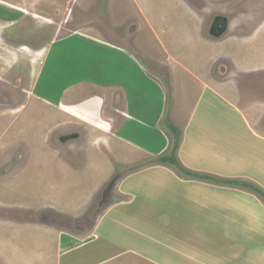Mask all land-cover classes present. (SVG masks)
Listing matches in <instances>:
<instances>
[{"label":"rangeland","instance_id":"374dc122","mask_svg":"<svg viewBox=\"0 0 264 264\" xmlns=\"http://www.w3.org/2000/svg\"><path fill=\"white\" fill-rule=\"evenodd\" d=\"M215 15L230 19L221 37L209 33ZM0 18V244L7 237L50 241L40 231L2 228L7 221L11 228L59 225L88 235L104 212L127 200L119 191L121 182L155 159L136 153L132 141L124 138L130 146L114 133L122 123L118 83L102 91L87 85L84 94L75 97L83 101L68 107L79 116L62 109L57 99L33 96L49 48L76 34L107 45L109 60L92 65L95 71L127 73L133 84L143 73L146 81L141 82L148 88L139 91L129 84V94L140 97V92L153 91L139 103L144 110L149 102V122L158 119L157 128L170 140L161 156L169 155L175 143L168 121L181 129L188 113H212L222 125H230L240 120L234 108L243 109L251 131L264 138L263 127L254 120L264 114V0H0ZM80 65L71 62L69 71L79 76ZM220 83L228 87L221 102L209 92L201 93V86ZM36 91L40 93L38 86ZM97 97L96 103L104 104L94 114ZM256 99L262 105L247 110ZM74 134L80 137L72 141ZM127 135L141 138V132L133 130ZM151 201L147 204L153 207ZM164 217L155 224L166 226ZM149 232L142 231L140 241ZM168 240L166 230L160 237L162 262L185 264ZM8 258V250L0 245V264H10ZM130 259L126 264H156Z\"/></svg>","mask_w":264,"mask_h":264},{"label":"crops","instance_id":"0c3cea01","mask_svg":"<svg viewBox=\"0 0 264 264\" xmlns=\"http://www.w3.org/2000/svg\"><path fill=\"white\" fill-rule=\"evenodd\" d=\"M2 17L9 19L7 15ZM94 42L76 34L75 38L64 40L59 47L51 46V52L41 63L43 66L36 81L39 94L49 101L57 99L55 102L61 104L62 109L79 116L68 107H76L78 101H83L75 97L87 85L102 91L110 89V86L112 89L115 87L113 84L118 83L120 107L117 113L122 123L114 133L119 134L124 143L130 146L131 143L135 144L136 153L143 152L146 157L155 159L147 164L142 163L145 165L140 171L131 173L121 182L119 191L126 195L127 200L104 212L88 235L75 234L73 228L59 225L24 223L22 228H11V222L7 221L9 225L2 228L9 231H40L50 239L48 244L25 239L22 240L23 244L18 239L7 237L0 245L8 250L10 264H126L132 260L131 257L164 264L161 251L164 244L160 237L166 230L169 239L166 244L169 242L168 245L176 250L174 252L184 256L185 264H264V198L238 185L183 178L171 164L157 162L163 155L160 153L168 152L170 140L162 134L164 130L157 128L158 119L149 122V102L145 101L144 110L139 103L141 97L149 98L153 91H137L140 97L129 94V84L139 91L148 88L146 82H141L146 81L141 78L143 73L137 75L133 84L129 82L127 73L116 72L120 78L115 77L116 73L95 71L92 65L107 64L109 58L104 51L107 45ZM92 45L96 46L95 50ZM116 50L122 56L123 51ZM71 62H81L80 66H76L79 76L69 71L73 69L70 68ZM103 74L108 84H105ZM214 87L201 86V93L209 92L218 101L222 100L228 87L222 84H214ZM198 97L202 99V96ZM234 99L230 101L235 102ZM99 100L97 97L93 101L94 114L104 104H97ZM253 102L248 103L253 109L247 110L257 111L262 105L258 99ZM77 107L82 108V105ZM243 111L234 108L232 113L238 114L240 120L230 125H222L212 113H188V121L181 129L178 127L184 134L178 159L190 171L249 183L264 190V138L252 132L246 118L248 114ZM263 118L264 114L256 115L254 120L264 129ZM132 130L134 133L141 132V138L140 135L129 137L127 133ZM146 140L148 144L140 143ZM151 199L153 207L147 204ZM162 216H165L163 220L166 226L155 224ZM147 229L150 232L140 241L142 231ZM167 260L171 261L170 258Z\"/></svg>","mask_w":264,"mask_h":264},{"label":"trees","instance_id":"16d2710c","mask_svg":"<svg viewBox=\"0 0 264 264\" xmlns=\"http://www.w3.org/2000/svg\"><path fill=\"white\" fill-rule=\"evenodd\" d=\"M169 122V131L172 132V135H174L175 138V143L173 145V148L170 152L169 155L166 156H161L159 157L156 161L157 162H162L165 164H171L176 171L179 173L181 177L185 178H190V179H198V180H204L207 182H213L215 184H221V185H228V186H241L247 189H250L254 191L255 193L261 195L264 198V190L260 189L257 186H254L249 183H239V182H234V181H229V180H224V179H219L217 177H214L212 175H206V174H201V173H196L193 171L188 170L185 166L182 165V163L179 161L177 158L178 156V150L181 144L182 140V134L181 131L176 128L170 120Z\"/></svg>","mask_w":264,"mask_h":264},{"label":"water","instance_id":"95a60500","mask_svg":"<svg viewBox=\"0 0 264 264\" xmlns=\"http://www.w3.org/2000/svg\"><path fill=\"white\" fill-rule=\"evenodd\" d=\"M229 18L226 15H215L212 21V24L209 28V33L213 36V37H221L224 34V31L227 28V25L229 24ZM226 25V26H225ZM225 27V28H224ZM226 69V68H224ZM227 74V73H225ZM80 135H75L72 136L71 140H77L79 139Z\"/></svg>","mask_w":264,"mask_h":264},{"label":"flooded vegetation","instance_id":"af4514ba","mask_svg":"<svg viewBox=\"0 0 264 264\" xmlns=\"http://www.w3.org/2000/svg\"><path fill=\"white\" fill-rule=\"evenodd\" d=\"M75 1H77V0H75ZM22 91H23V90H22ZM26 92H27V91H26ZM27 93H28V92H27ZM33 93H34L33 96H35V95L39 96V92H37L36 89L33 90Z\"/></svg>","mask_w":264,"mask_h":264},{"label":"clouds","instance_id":"9594fccd","mask_svg":"<svg viewBox=\"0 0 264 264\" xmlns=\"http://www.w3.org/2000/svg\"><path fill=\"white\" fill-rule=\"evenodd\" d=\"M24 48V47H23ZM25 48H27V47H25ZM29 49V48H28ZM69 114H71V115H73V113H71V112H68Z\"/></svg>","mask_w":264,"mask_h":264}]
</instances>
